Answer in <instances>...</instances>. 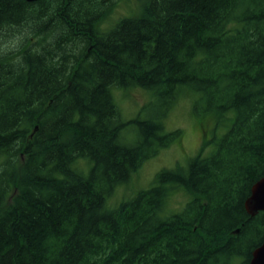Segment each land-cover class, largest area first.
I'll list each match as a JSON object with an SVG mask.
<instances>
[{
    "label": "trees",
    "instance_id": "1",
    "mask_svg": "<svg viewBox=\"0 0 264 264\" xmlns=\"http://www.w3.org/2000/svg\"><path fill=\"white\" fill-rule=\"evenodd\" d=\"M119 1L0 0V264H249L264 240V212L244 209L264 176V0H144L104 32ZM114 87L149 91L159 114L123 121ZM182 93L229 129L108 208L180 136L164 119ZM178 188L189 199L166 213Z\"/></svg>",
    "mask_w": 264,
    "mask_h": 264
},
{
    "label": "rangeland",
    "instance_id": "2",
    "mask_svg": "<svg viewBox=\"0 0 264 264\" xmlns=\"http://www.w3.org/2000/svg\"><path fill=\"white\" fill-rule=\"evenodd\" d=\"M143 1L120 0L111 16L102 25V30L106 32L121 18L135 17ZM111 94L123 121L135 119L143 121L160 112L159 104L151 93L144 89L114 87L111 89ZM192 100V95L182 93L164 119L165 132L179 130L178 139L167 148L160 150L156 156L145 161L126 184L117 186L106 200L108 208H114L121 202L132 199L139 191L148 189L159 171L185 168L189 160L198 155L207 157L215 150V143L229 129V120L223 127L216 128L211 116L194 115ZM229 115L232 116V113L227 114L226 118ZM121 134L122 144L125 146L133 145L138 137L135 125H129ZM188 199L189 196L180 188L171 191L165 212L181 210Z\"/></svg>",
    "mask_w": 264,
    "mask_h": 264
},
{
    "label": "water",
    "instance_id": "3",
    "mask_svg": "<svg viewBox=\"0 0 264 264\" xmlns=\"http://www.w3.org/2000/svg\"><path fill=\"white\" fill-rule=\"evenodd\" d=\"M26 1L36 2L38 0ZM244 209L251 217L259 212H264V176L252 185L250 195L244 202ZM249 264H264V240L252 252Z\"/></svg>",
    "mask_w": 264,
    "mask_h": 264
}]
</instances>
